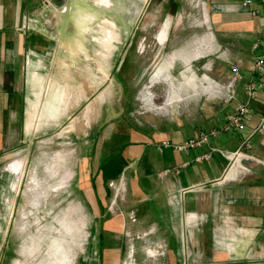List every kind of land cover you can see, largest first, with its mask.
Returning a JSON list of instances; mask_svg holds the SVG:
<instances>
[{
	"label": "crops",
	"instance_id": "obj_1",
	"mask_svg": "<svg viewBox=\"0 0 264 264\" xmlns=\"http://www.w3.org/2000/svg\"><path fill=\"white\" fill-rule=\"evenodd\" d=\"M52 1L0 0V161L10 155L17 157L22 146L34 144L36 133L50 126L52 113H60L67 98V89L65 95L61 94L63 83L71 79L76 84L70 94L73 98H87L92 92L90 96L100 104V117L89 130L92 147L88 150L97 168L89 171L92 175L88 178L94 179L98 194L104 189L105 178L116 182L125 179L129 189L126 204H119L116 197V208L132 209L138 214L137 223H133L109 213L101 237L116 243L125 239L124 227L131 233L139 231L144 248L162 250L140 252L148 259L145 264H264V92L257 93L241 128L223 131L207 145L188 153L157 149L165 140L180 143L198 132L222 129L236 105L246 101L245 84L251 79L264 82V75L252 77L250 73L253 60L263 53L261 47H254L257 41H264V7L256 1L261 15L254 18L241 9L244 0H203L210 5L206 22L210 19L222 47L233 52L235 63L225 83L232 81L230 69L235 66L241 70L242 80L228 90L230 99L206 113L204 119L176 117L137 125L129 120L119 123L114 101L118 95L115 83H127L115 75L120 66L132 63L128 58L129 38H123L127 41L122 43L125 58L121 63L116 59L113 38L101 44L94 37V23L102 14L94 8L107 5L101 0L97 7L91 5L93 0H67L55 9ZM171 1L175 5L165 15L174 18L180 0ZM87 29L92 32H81ZM160 33L156 39L165 46L168 32L163 42ZM95 45L106 47L111 54L75 58L77 50ZM68 50L73 52L69 53L72 58ZM193 59L184 61L190 64ZM177 61L172 56L159 63L150 82L156 71L160 75L153 84L170 81ZM138 76L144 79L146 70L141 69ZM100 81L104 83L101 88L95 85ZM81 84H86L85 88ZM54 91L57 95L53 103ZM98 109L92 105L87 116H94ZM30 115L35 118L33 122H29ZM211 148L241 150L242 156L233 161L214 153L208 160L196 161ZM118 160L121 165L116 166ZM7 174L11 178L17 175L13 169ZM109 257L118 256L114 252Z\"/></svg>",
	"mask_w": 264,
	"mask_h": 264
},
{
	"label": "rangeland",
	"instance_id": "obj_2",
	"mask_svg": "<svg viewBox=\"0 0 264 264\" xmlns=\"http://www.w3.org/2000/svg\"><path fill=\"white\" fill-rule=\"evenodd\" d=\"M93 1L91 5H100V1ZM101 1L108 7L94 8L102 13L94 23V37L101 44L113 38L116 59L121 63L125 58L122 43L127 41L124 36L131 43L128 58L132 63L120 66L115 75L127 80L126 84L115 83L118 95L114 101L120 124L123 120L145 125L154 123L155 119H204L209 111L217 110L226 103V98L230 99L228 90L233 88V83H225V76L235 63L233 52L222 47L210 19L206 22L210 5L203 0H180L178 12L170 18L166 15L175 5L171 0L169 3L167 0ZM167 32V43L159 45L158 33L163 42ZM98 46L77 50L75 58H102L111 54L106 47ZM71 55L68 57L72 58ZM172 56L178 61L171 70V80L153 84L160 75L156 71L151 83L157 65ZM191 57L193 61L185 63ZM143 68L146 76L141 80L138 75ZM75 85L71 79L63 83L61 94L65 95L67 89V98L62 100V111L52 113L50 126L36 133L34 144L22 146L17 157L10 155L8 160L0 161V264H145L148 259L142 258L140 252L162 251L155 246L144 248L146 244L141 243L139 231L131 233L127 227L123 232L125 239L119 242L101 237L109 213L133 223H137L138 214L132 209L116 208V197L119 204H126L129 189L125 179L116 182L105 178L104 189L98 194L94 179L88 178L92 175L89 171L97 168L88 150L92 147L89 130L100 117V104L90 96L92 92L87 98H73L70 94ZM95 85L101 88L104 83ZM55 94L54 91L53 103ZM92 105L99 108L92 115L94 121L86 114ZM34 119L33 115L29 116V122ZM117 162L116 166L121 165ZM11 169L17 173L12 178L7 174ZM116 246L121 247L114 250ZM113 251L118 256L115 259L109 257Z\"/></svg>",
	"mask_w": 264,
	"mask_h": 264
},
{
	"label": "built area",
	"instance_id": "obj_3",
	"mask_svg": "<svg viewBox=\"0 0 264 264\" xmlns=\"http://www.w3.org/2000/svg\"><path fill=\"white\" fill-rule=\"evenodd\" d=\"M256 1H258L261 6L264 7V0H244L243 3L240 5L241 9L244 11H248L251 13L252 17L256 18L261 15V10L257 7ZM261 47L263 53L257 56L252 64L250 65V73L252 77L256 75H264V41H257L254 48ZM232 72V83H238L242 80V73L239 67H233L231 69ZM233 89V88H231ZM244 92L246 95V101L240 102L236 105L233 113H231L227 117V124L222 127V129L217 130H209V131H201L198 132L196 136L193 138L187 139L180 143H172L170 141H163L157 145V149L159 152H163L165 149H172L178 152L188 153L191 150L202 148L203 146L207 145L209 141L215 137H217L221 132H227L232 128L239 129L243 125L244 119L249 115L252 111L251 103L257 97V93L264 92V82H257L251 79L248 83L244 86ZM262 126H264V116L261 119ZM218 153L224 158L228 160H237L242 156L241 150H237L234 152H229L225 150H221L219 148H211V151L207 154H204L196 159L197 162H201L203 160H208L212 154ZM183 165L181 167H184ZM176 172H179L176 169Z\"/></svg>",
	"mask_w": 264,
	"mask_h": 264
},
{
	"label": "water",
	"instance_id": "obj_4",
	"mask_svg": "<svg viewBox=\"0 0 264 264\" xmlns=\"http://www.w3.org/2000/svg\"><path fill=\"white\" fill-rule=\"evenodd\" d=\"M67 0H53L51 4L55 9H59L66 4Z\"/></svg>",
	"mask_w": 264,
	"mask_h": 264
},
{
	"label": "bare ground",
	"instance_id": "obj_5",
	"mask_svg": "<svg viewBox=\"0 0 264 264\" xmlns=\"http://www.w3.org/2000/svg\"><path fill=\"white\" fill-rule=\"evenodd\" d=\"M154 77V76H153Z\"/></svg>",
	"mask_w": 264,
	"mask_h": 264
}]
</instances>
